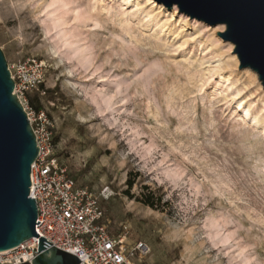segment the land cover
Listing matches in <instances>:
<instances>
[{
    "label": "rangeland",
    "instance_id": "rangeland-1",
    "mask_svg": "<svg viewBox=\"0 0 264 264\" xmlns=\"http://www.w3.org/2000/svg\"><path fill=\"white\" fill-rule=\"evenodd\" d=\"M40 2L44 15L5 19L0 48L11 67L43 63L44 88L25 99L40 98L55 157L100 197L109 233L148 244L141 264H216L202 237L264 242V88L226 26L154 0ZM18 23L23 50L7 43ZM184 220L197 222L191 244L165 243L166 222Z\"/></svg>",
    "mask_w": 264,
    "mask_h": 264
},
{
    "label": "water",
    "instance_id": "water-1",
    "mask_svg": "<svg viewBox=\"0 0 264 264\" xmlns=\"http://www.w3.org/2000/svg\"><path fill=\"white\" fill-rule=\"evenodd\" d=\"M168 8L213 26L225 25L217 33L235 46L241 69L254 71L264 88V0H154ZM227 19L235 26L236 43L229 35ZM33 127L15 94L9 64L0 48V253L10 251L33 238H39V255L32 264H81L71 253L55 247L36 231L38 211L30 197L32 165L38 158ZM34 255V254H33ZM29 264V263H24Z\"/></svg>",
    "mask_w": 264,
    "mask_h": 264
},
{
    "label": "built area",
    "instance_id": "built-area-1",
    "mask_svg": "<svg viewBox=\"0 0 264 264\" xmlns=\"http://www.w3.org/2000/svg\"><path fill=\"white\" fill-rule=\"evenodd\" d=\"M42 64L32 60L9 66L15 94L28 114L40 149L32 165L30 187V197L37 205V223L41 222L36 231L53 244L50 247L76 255L81 264H141L151 252L149 245L132 242L127 226L119 235L109 233L100 197L78 187L67 168L60 165L54 155L53 128L47 115L32 111L25 99V95L40 91L44 83ZM38 250L39 238H33L0 253V264H32Z\"/></svg>",
    "mask_w": 264,
    "mask_h": 264
},
{
    "label": "clouds",
    "instance_id": "clouds-1",
    "mask_svg": "<svg viewBox=\"0 0 264 264\" xmlns=\"http://www.w3.org/2000/svg\"><path fill=\"white\" fill-rule=\"evenodd\" d=\"M57 5L53 4L51 7L55 8ZM44 5L40 0H0V25H2L5 19H18V14L21 12L29 13L30 17L35 15H44ZM30 26V25H29ZM7 34L9 39L7 43L13 44L21 50L28 44V38L24 34V25L18 23L14 29H8ZM4 46V45H0ZM45 54L55 58L52 52L45 49ZM75 140V133L69 129L66 138L61 141V146H71V142ZM262 154H264V142L258 145ZM76 165H80L79 157L76 159ZM264 183V179L258 181ZM196 215L195 212L192 213ZM168 231L164 233L162 239L165 243L175 244L177 242H184L191 244L188 240V236L193 238L196 234L197 222L188 220L182 221L180 224H171L166 222ZM211 243V246L215 249H219V253L216 258V264H264V242L256 240V242L242 243L239 247H229V241L221 240L217 236H211L207 239L202 237V242L199 247L203 248L205 244ZM259 250V251H258Z\"/></svg>",
    "mask_w": 264,
    "mask_h": 264
},
{
    "label": "trees",
    "instance_id": "trees-1",
    "mask_svg": "<svg viewBox=\"0 0 264 264\" xmlns=\"http://www.w3.org/2000/svg\"><path fill=\"white\" fill-rule=\"evenodd\" d=\"M43 88H44L43 85H41V89H43ZM29 104L31 105V107H32L36 112H40V111L43 109V106H42V104H41V102H40V98H39L38 96H36L34 99L31 98V97H29ZM71 178L75 180V177H74L73 175H71ZM128 186H129L130 188H132V183L130 182V183L128 184ZM146 204L149 205V206H151V207L154 206V204L151 203L150 201H148Z\"/></svg>",
    "mask_w": 264,
    "mask_h": 264
},
{
    "label": "snow or ice",
    "instance_id": "snow-or-ice-1",
    "mask_svg": "<svg viewBox=\"0 0 264 264\" xmlns=\"http://www.w3.org/2000/svg\"><path fill=\"white\" fill-rule=\"evenodd\" d=\"M214 22L221 23V24H225V23L228 24L227 31H228L229 35L226 37L231 36L232 39H234L236 43H239V40L235 38V26L231 23V21H229L227 19H222V20L214 21ZM219 31L223 32V31H225V29L220 28Z\"/></svg>",
    "mask_w": 264,
    "mask_h": 264
},
{
    "label": "bare ground",
    "instance_id": "bare-ground-1",
    "mask_svg": "<svg viewBox=\"0 0 264 264\" xmlns=\"http://www.w3.org/2000/svg\"><path fill=\"white\" fill-rule=\"evenodd\" d=\"M134 7H139V6H138L137 4H134ZM155 23H157V24H158V22H157V21H156ZM241 103H242V102H241ZM238 104H239V103H238ZM239 106H242V105H241V104H239ZM239 108H240V107H239ZM248 112H249V111H248L247 109H244V113H243V114H244V115H245V114H248ZM242 117H243V116H242ZM245 117H246V116H245Z\"/></svg>",
    "mask_w": 264,
    "mask_h": 264
}]
</instances>
